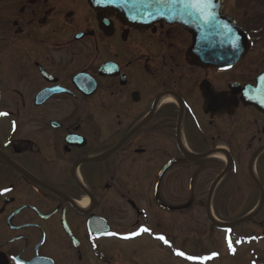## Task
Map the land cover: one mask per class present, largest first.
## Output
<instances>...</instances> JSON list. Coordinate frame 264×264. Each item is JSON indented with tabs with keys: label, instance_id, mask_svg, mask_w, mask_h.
Wrapping results in <instances>:
<instances>
[{
	"label": "flooded vegetation",
	"instance_id": "flooded-vegetation-1",
	"mask_svg": "<svg viewBox=\"0 0 264 264\" xmlns=\"http://www.w3.org/2000/svg\"><path fill=\"white\" fill-rule=\"evenodd\" d=\"M224 13L264 26L245 5ZM191 44L179 25L136 28L87 0H0V264L102 260L89 221L120 237L145 221L169 246L192 209L212 228L198 241L221 240L212 217L264 239V103L245 99L264 36L223 69Z\"/></svg>",
	"mask_w": 264,
	"mask_h": 264
},
{
	"label": "water",
	"instance_id": "water-1",
	"mask_svg": "<svg viewBox=\"0 0 264 264\" xmlns=\"http://www.w3.org/2000/svg\"><path fill=\"white\" fill-rule=\"evenodd\" d=\"M91 8L100 13L118 14L134 27L156 23L181 25L193 37L190 54L207 66L223 68L234 65L248 52V35L232 20L222 14L223 0H213V15L207 20L195 19L175 11L180 5L170 0H88ZM262 78L258 88L248 91L254 104L264 103ZM107 230V229H106Z\"/></svg>",
	"mask_w": 264,
	"mask_h": 264
},
{
	"label": "rangeland",
	"instance_id": "rangeland-1",
	"mask_svg": "<svg viewBox=\"0 0 264 264\" xmlns=\"http://www.w3.org/2000/svg\"><path fill=\"white\" fill-rule=\"evenodd\" d=\"M228 1L230 9L234 6V4H238L239 7L240 5H245L246 8L249 10V19L251 22H253L254 20L264 21V0ZM244 13L245 12H238L237 17H240L239 20L244 19L243 15L246 16V14ZM259 14H261V16L257 17L259 16ZM255 24L258 26L257 23ZM247 26L248 22H246L244 27L247 28ZM255 30L258 31V33L254 34L255 37L264 36V28L259 29L258 27H255ZM223 213L225 216H231L230 214H228L227 209H225ZM182 220H184L186 224L184 225L183 230L179 233L180 236H177L178 232H175V236L170 237L172 240L171 242L174 245L176 244L177 246H179L180 242L183 243L182 249L186 247V257L194 256L202 258V256H200V253H207L213 250L215 253H213L212 255L215 259L213 262H209L208 264H249L252 261H256L258 264L261 261L258 257L264 258V239H259V236H257L256 234L252 235V233L250 234L251 237L246 238H235V241L233 242L234 247H238L240 253H238L237 251L236 256L232 257L228 254L225 243H223L224 233H222L221 238L222 244L221 241L218 240L219 244L215 243L213 246L212 242L205 238H202L198 241V239L203 237L204 233L208 232L211 228L208 225V222H205V218L201 216L200 212H197L195 209L188 210ZM116 224L122 226L119 222H117ZM145 224L146 223L144 221H141L140 223V225ZM247 225V223L240 224L236 228V234H245V228L248 227ZM246 236L249 235L247 234ZM165 238L167 239V237ZM208 238H210L209 235ZM162 243V241L152 236L151 233L140 234L136 236L134 241L133 239L126 240L116 237L115 239H110L106 241L103 259L92 262L91 264H102L105 258H109L113 255H117L111 258V260L113 259V263L116 264H118L120 261L121 264H196L192 262L183 263L178 260V257L173 258L172 254H170L167 249H164L165 251H162ZM171 246L173 245L170 244L169 247ZM252 252H256L257 254H254V256L252 257ZM118 257L120 259H118ZM208 258L211 259V257ZM186 260L190 261L188 259Z\"/></svg>",
	"mask_w": 264,
	"mask_h": 264
},
{
	"label": "snow or ice",
	"instance_id": "snow-or-ice-1",
	"mask_svg": "<svg viewBox=\"0 0 264 264\" xmlns=\"http://www.w3.org/2000/svg\"><path fill=\"white\" fill-rule=\"evenodd\" d=\"M170 2L173 4L180 5V7L175 9V11L179 12L182 15L192 17L195 19L202 18L204 20H207L209 16L213 15L211 9L215 7V5L213 4V0H170ZM6 115H8V113L0 112V116H6ZM150 232H151L150 229L146 227H140L137 231H131L129 232L128 235H125L121 238L126 240L132 239L142 233H150ZM105 234L109 236L117 235V233H112V232H106ZM156 238L162 241L164 244H169V241L164 236H158ZM229 248L230 250L234 251V249H232V244L230 240H229ZM176 255L185 257V253L181 251H177ZM185 258L188 260L209 259L208 257L199 258L194 256H187ZM13 259H15V257H13Z\"/></svg>",
	"mask_w": 264,
	"mask_h": 264
},
{
	"label": "bare ground",
	"instance_id": "bare-ground-1",
	"mask_svg": "<svg viewBox=\"0 0 264 264\" xmlns=\"http://www.w3.org/2000/svg\"><path fill=\"white\" fill-rule=\"evenodd\" d=\"M84 206H87V204L85 203Z\"/></svg>",
	"mask_w": 264,
	"mask_h": 264
}]
</instances>
